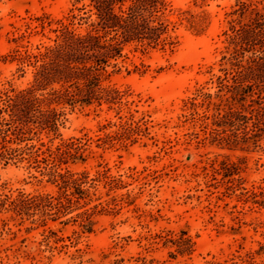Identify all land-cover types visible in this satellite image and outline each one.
<instances>
[{
    "label": "rangeland",
    "instance_id": "rangeland-1",
    "mask_svg": "<svg viewBox=\"0 0 264 264\" xmlns=\"http://www.w3.org/2000/svg\"><path fill=\"white\" fill-rule=\"evenodd\" d=\"M172 11L190 9L191 0H162ZM73 0H0V96L27 88L33 79V68L21 67L14 59L15 51L36 52L53 45L57 22H65ZM235 0H207L210 25L201 35H194L179 26L172 36V48L141 51L133 46L125 48V57L104 82L125 93L120 107L108 109L89 106L70 110L63 108L65 122L59 128L61 138L96 140L99 129L108 122H125L131 118L144 136L126 149L118 146L106 149L89 144L85 163L72 165L73 172L86 171L93 176L105 169L128 184L118 190L122 197L116 214H102L93 218L92 233L82 234L77 223L60 225L48 223L64 238L67 248L57 254L50 264H111L120 255L135 256L142 251V236L161 231L185 230L195 242L190 264H203L212 257L224 260L239 251L259 250L258 264H264V209L244 202L246 191L264 188V141L258 147L227 150L201 143L202 132L191 122L184 101L196 89L204 87L214 93L212 75L219 74V50H222V30L226 27L224 13ZM252 6L264 8V0H247ZM77 14L76 11H74ZM175 20V15L170 16ZM83 26L74 25L81 31ZM121 118V120H119ZM47 146L54 147L42 135ZM237 171L225 177V169ZM55 194V187L47 182L39 169L26 161L7 167L0 166V196H16L17 192ZM105 190L98 194L103 200ZM133 200L128 205L126 202ZM98 202H93L94 205ZM72 215L67 216H73ZM11 230L13 224H9ZM41 229L25 236L27 243L39 241ZM75 232V233H73ZM10 236L0 241V250L12 244ZM79 250L76 253V250ZM66 252V254L64 253ZM9 255L11 252H7ZM4 253H2V256ZM71 255L78 257L71 259ZM162 260L166 250L158 247L149 254ZM11 262L10 264H12ZM21 264H28L22 262Z\"/></svg>",
    "mask_w": 264,
    "mask_h": 264
},
{
    "label": "trees",
    "instance_id": "trees-1",
    "mask_svg": "<svg viewBox=\"0 0 264 264\" xmlns=\"http://www.w3.org/2000/svg\"><path fill=\"white\" fill-rule=\"evenodd\" d=\"M191 5L197 11H172L162 0H73L65 22H57L53 45L44 46L43 50L36 48V52L15 51L14 59L21 71L23 66L33 68V79L27 88L0 96V166L26 161L39 169L56 191L54 195L19 191L14 197L0 196V241L4 236L13 241L0 250V264H50L54 252L60 254L67 246L48 223H77L82 234H90L94 217L116 214L122 197H130L114 195L128 184L108 169L90 176L69 167L86 162V153H91L89 144L102 149H126L147 129H142L131 116L123 123L101 126V136L96 140H64L59 134L65 122L63 108L120 107L125 93L104 82L116 69L117 61L125 57V48H172L176 43L172 33L179 26L194 35L203 34L210 25L207 0H191ZM171 15H175V20L170 19ZM224 18L219 74L210 78L216 91L196 89L184 101V110L200 128L201 143L227 150L258 147L264 141V8L254 7L247 0H235ZM75 24L85 27L77 31L73 29ZM42 135L50 143L55 139L59 143L47 146ZM231 168L225 169V177L237 171L234 165ZM100 187L107 200L101 201ZM258 189L242 196L244 202L264 209V188ZM93 202L98 203L91 205ZM132 203L133 200L126 202ZM10 223L16 230H11ZM259 225L264 230V224ZM39 229V241L28 244L27 237L18 238L21 231L27 236ZM140 240L146 242L141 252L129 258L116 255L111 264H190L187 261L195 252V242L185 230L150 233ZM158 247L166 250L162 260L149 255ZM262 248L259 245V250ZM259 250L244 254L236 251L224 260L212 257L203 264H258ZM77 258L71 255L72 260Z\"/></svg>",
    "mask_w": 264,
    "mask_h": 264
}]
</instances>
